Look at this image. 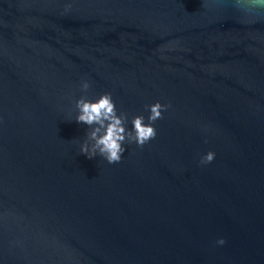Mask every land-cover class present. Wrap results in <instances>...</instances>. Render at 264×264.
<instances>
[{
    "label": "water",
    "instance_id": "obj_1",
    "mask_svg": "<svg viewBox=\"0 0 264 264\" xmlns=\"http://www.w3.org/2000/svg\"><path fill=\"white\" fill-rule=\"evenodd\" d=\"M106 92L171 105L113 165L75 122ZM0 264H264V11L0 0Z\"/></svg>",
    "mask_w": 264,
    "mask_h": 264
},
{
    "label": "clouds",
    "instance_id": "obj_2",
    "mask_svg": "<svg viewBox=\"0 0 264 264\" xmlns=\"http://www.w3.org/2000/svg\"><path fill=\"white\" fill-rule=\"evenodd\" d=\"M206 5H202L205 7ZM235 10L241 15H250L264 11V0H235ZM91 85L88 80L80 82V91L87 93ZM171 107L170 104L156 102L146 105L149 112L147 123L143 115L134 116L128 129V114L118 111L111 93H103L93 102L85 96L75 101L77 115L75 122L86 125L89 131L87 139L80 145V154L88 159L97 156L103 158L109 165L121 162L126 152L125 145L135 144L142 148L145 144L155 139L157 130L153 126L157 120L163 119V113ZM215 158L214 152H208L200 159L201 165H208ZM219 245L226 243L224 239L217 241Z\"/></svg>",
    "mask_w": 264,
    "mask_h": 264
}]
</instances>
